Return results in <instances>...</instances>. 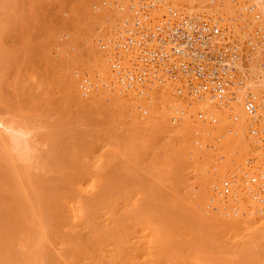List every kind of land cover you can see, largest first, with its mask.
Wrapping results in <instances>:
<instances>
[{
	"label": "rangeland",
	"instance_id": "obj_1",
	"mask_svg": "<svg viewBox=\"0 0 264 264\" xmlns=\"http://www.w3.org/2000/svg\"><path fill=\"white\" fill-rule=\"evenodd\" d=\"M132 1L136 2V0ZM170 1L172 3L174 0ZM231 1L229 0V3ZM121 3V0H0V126L3 127L0 128V130L2 129L0 131V264L33 263L31 259L34 254L37 256L45 254L46 259L47 256L51 257L52 254L54 257L51 259V264H55L60 258H63L61 254L64 253V247H61L59 240L67 239V232L71 238L74 234V239L77 238L82 242L86 238L85 235H87L83 230L85 235L83 233L82 236L81 231H78L83 227L74 226L73 219L69 215L65 216L60 211L61 206L66 204L64 202L72 204V199H81L85 203L90 202L91 198L95 196L97 198H92V200L95 199L94 201L104 198L101 201L106 204L103 205L102 203L105 207L102 208L107 210L111 207L108 204L116 200V196L111 195L117 194L118 202L113 206H116L114 208L119 210L116 217H122V220L118 217L119 221L127 222L128 220L129 222L130 217L133 216L131 212L124 213L126 215H123L124 217L121 216L123 212L122 210L120 212V208L124 210L125 202L130 206L132 203L135 204V201L141 202L143 200V203H137L141 204V208H145L143 210H151L155 213L165 233L171 232L166 234L168 235L167 239L175 242L172 243L168 240L169 247H172V251H175V249L176 252L179 251L178 255L181 252L182 254L189 253L195 256L197 251L199 255L201 254V258L203 256L205 260L197 259H201L203 262L207 260V264L209 262L212 264H264V229H262L263 226L261 228L259 226L262 225L260 223L262 220L259 219L260 221L257 220L256 223L255 220L250 224L248 222V226L247 221H244L246 220L245 212L243 211L241 217L238 216L240 214L239 212L237 214V211L240 209L239 206H235V204H239L237 203L240 198L238 190L241 191L242 186H244L240 183L245 182V176L242 173H249L251 171L250 167H253L256 161L244 154V157L242 156L241 159L234 161L233 165L230 164L232 168H229V163L225 159L223 160L224 156L221 152H218V144H214L212 147L209 144H202L200 140L198 142L196 136L194 137L195 140L193 138L194 145L189 140L185 148L182 142L179 147L180 140L172 138V136L176 133V128H179L178 125L181 122L177 119L178 115L175 117L177 112L174 111L173 107L166 108L165 112H169L166 115L168 120H164L165 118L161 116L159 118V115H162L160 112L143 115L144 107L142 106L136 108L137 111L135 109L133 111L134 107L129 103H122L123 106L120 103L119 106L113 95L110 98L107 96L102 99L97 94L101 93L98 89L102 91L106 86L108 87V82L97 84V75L91 71L93 64L91 57L95 50L102 54L106 51L105 48L100 50L99 40H102V30L104 22L107 21L105 19H107L108 13L119 16V22L117 21L118 24L113 29L115 30L113 34L116 35L123 17L128 16V9H124ZM182 3V8H188L187 2ZM231 4L237 5L233 2ZM109 8L113 11H110ZM204 9H201V11ZM253 10L255 11L256 8H253ZM116 11L118 14H116ZM120 14H123V16L120 17ZM253 14L255 12L246 18H251ZM256 15L258 14H255L254 17H257ZM251 23L247 26L251 27ZM253 23L255 24V22ZM257 24L261 26L259 22ZM97 31L100 33H97ZM115 34L114 37H116ZM113 38L111 40H114ZM252 68L254 69V66ZM253 69L252 71H255ZM111 72H109V75L114 78V74ZM109 75L107 79H110ZM86 79L89 84L92 82L89 87L92 86L87 91L82 88L83 81ZM101 86L102 88H100ZM117 88L112 87L111 90ZM123 91L121 90V93ZM92 93L97 94L98 98H96L98 100L95 101V97H91L93 96ZM127 93L125 91L124 96L128 97ZM121 96L123 95L121 94ZM135 96L134 99L138 97V99L145 100L148 97L147 99L151 100L147 94ZM187 97L190 96L187 94ZM183 98L185 101L188 100L189 104L191 100L195 99H186L185 96ZM107 99L111 100L108 101ZM92 100L94 101L92 102ZM154 102L156 103V101H153L149 104ZM140 109L143 111L141 112ZM153 115L155 116L151 118L149 123L148 119ZM144 117H147V119ZM146 120H148V125H146ZM201 120L203 119L201 118ZM238 120L240 122V119ZM235 122L237 124V121ZM7 123L12 124V126L10 124L12 129H8ZM151 123L152 125H149ZM163 125V129L159 131V128H162ZM166 127L171 129L165 130ZM144 130L148 133L144 134ZM168 130H172L171 133ZM169 136L170 138H168ZM251 138L250 140H252ZM169 140L175 142H168ZM189 143L192 144L191 147ZM253 144L257 146L256 143ZM167 145H169V148ZM208 147L212 148V152H209L212 153L209 154L211 158H207L209 160H201L199 152L198 155L197 153L194 154V152L202 151L203 148L210 151L211 148ZM193 150L195 151L192 152ZM124 151L127 153H123ZM169 155H174V157ZM218 155L219 157H217ZM196 156H199L200 161L196 159ZM244 158L245 160H243ZM221 159L226 161L225 164L229 166L227 176L231 181L227 182V187H224L221 181L219 182L220 178L214 173V166L218 167L217 164L219 165V163L217 162H221ZM206 161L207 163H204ZM202 164L204 165L200 166ZM246 167L249 172L244 169ZM100 168L101 170H107V175L105 170H102L103 174L99 170ZM101 173L106 176H102L104 180L108 179L106 181V186L108 185L107 192H99L98 190L93 191L94 194L93 192L90 193L89 190H86L87 185L90 186V183H93L92 179L101 180ZM238 173L242 177H239ZM237 179H240V181L238 180V182ZM233 181L241 188L239 186L235 187ZM81 182L83 188L80 190ZM254 187L256 188V185ZM61 193L62 195H60ZM76 193L79 196H76ZM80 193L82 195L83 193L87 194V199L85 200L86 195L82 197ZM215 194L219 197L218 200ZM139 196L142 197L139 199ZM250 197L252 199V196ZM63 198L66 199L64 202ZM246 200L248 201L247 198H244L243 201L246 202ZM55 201L58 202L57 206ZM255 201L257 200L255 199ZM129 203L131 204L129 205ZM219 203L220 205H217ZM93 204L88 203L86 206L88 209L90 208L89 210H93ZM132 205L127 208L135 210ZM257 205L254 203V207L247 206V208L249 207L250 210L254 208L255 212L264 208L263 206L260 208L259 203ZM49 207L51 209H47V211L45 208ZM105 210L98 211L94 215L96 230L110 229L109 226L108 228L105 226L108 218ZM50 217L52 218L50 219ZM236 217L239 218L237 221L235 220ZM207 219H210V222ZM204 222H209L206 223L209 225ZM39 223L42 225V230ZM63 223L64 225H61ZM255 224H257V227L254 226ZM44 227L46 229L50 228V230L53 228L50 232V234L52 233L50 235L52 242L47 243L51 246H47L43 240L44 235L39 234L40 230L43 232ZM72 228L78 231H73ZM70 229L71 233L69 232ZM260 229L263 234L262 231L260 233ZM59 230L63 233L62 237L61 235L58 237L59 233L61 234ZM54 231L57 234H53ZM251 233L252 235H250ZM38 235L43 238L38 237ZM54 236L55 239H52ZM80 236L83 238L80 239ZM77 239H75V244L76 242L81 244L82 242L77 241ZM71 240L74 242L73 239ZM28 241L31 242L27 244ZM31 243L32 245L36 244L33 247L30 245L31 248L27 249ZM40 243L42 246L43 244L46 245L50 253H47V249L43 248V252L39 253ZM173 244H175L174 247ZM36 247H39L38 250ZM51 247L55 250L52 251ZM31 250L33 251V254L31 253L33 257L30 254V258L28 253ZM36 250L37 252H35ZM56 253L59 254L60 258L56 256ZM45 256L43 257L46 261ZM41 257L37 258L39 264L43 260ZM47 260L49 261L44 262V264H50V258ZM59 263L62 264L61 260L57 264Z\"/></svg>",
	"mask_w": 264,
	"mask_h": 264
},
{
	"label": "bare ground",
	"instance_id": "obj_2",
	"mask_svg": "<svg viewBox=\"0 0 264 264\" xmlns=\"http://www.w3.org/2000/svg\"><path fill=\"white\" fill-rule=\"evenodd\" d=\"M120 1V0H119ZM185 2H187V5H188V9H191V10H199L201 11V9H204L205 7H208L207 9L209 10H212V11H215L216 13H219L223 16L225 22L229 25V26H232L233 29H235V32H238V29L243 27V25H250L251 24H254L253 22H259L261 24V28L264 29V0H247L248 3L250 4L251 7L253 8H256V10L254 11L255 14H258L256 15L257 17H254L255 14H253V18H246V20H244L245 22L243 23L241 20H237L236 19V11L238 10V6L240 7V5H233L231 4L232 1L229 3V0L227 2V0H184ZM183 0H174L172 1V4L175 8H182L181 5L183 4L182 2H184ZM110 2V1H109ZM108 2V3H109ZM121 4H123L124 6V9L125 8H129L128 6L133 3L132 0H121ZM235 4V3H234ZM104 5V4H103ZM186 5V4H184ZM122 6V7H123ZM196 7H198L196 9ZM242 7V5H241ZM240 7V8H241ZM162 8V7H160ZM160 8H156V9H153L152 10V16H159L161 14V9ZM107 9V8H106ZM123 9V10H124ZM110 10V8H109ZM122 10V11H123ZM108 11V10H107ZM110 11H113L112 9ZM257 11V12H256ZM106 12V11H105ZM253 12V13H254ZM107 13V12H106ZM129 13V12H128ZM157 13V14H156ZM116 14L117 11H116ZM244 14V13H243ZM125 15V14H124ZM252 15V14H251ZM103 16V15H102ZM123 14H120V17H122ZM106 18V17H105ZM119 16L117 15H110V13H108V17L107 19H105L106 22H104V28L103 27H100V28H103L100 29L102 30L101 34L103 35L102 36V40H99L100 42V45H102V43H107L108 45H110V42L112 41L111 39L114 37V34L113 32H115L114 27L115 25L118 24L119 22ZM258 20V21H257ZM104 21V19H103ZM118 21V22H117ZM121 23V22H120ZM103 26V25H102ZM117 28V27H116ZM250 28V27H248ZM99 30V29H98ZM97 33H100L97 31ZM96 33V35H97ZM108 33V35H107ZM106 35V36H105ZM116 35V34H115ZM99 36V35H98ZM105 36V37H104ZM117 36V35H116ZM101 38V37H100ZM98 39V38H97ZM115 40V37L113 38ZM98 46V44H97ZM264 47V43L261 42V45L259 46L260 47ZM94 48V47H93ZM95 49V48H94ZM104 49V48H103ZM102 50V48L100 49ZM104 51V50H103ZM102 52V51H101ZM110 53H109V49H106L105 53L102 54L100 53L98 50H95L94 51V54L93 56L91 57V60L93 62L92 64V72L97 75L96 77V82L97 84L98 83H105V82H108V87L106 86V88L102 91L98 89V91H100L101 93H97L100 95V97L103 99L104 97H107L109 96V98L113 95V97L115 98V100L117 99V102H118V105L120 104L121 106L122 103H129L133 108V111L134 109L136 110V108L142 106L144 107V112H143V115L144 114H153L154 112H160V114L162 115H159V118L160 116L162 118H165L164 120H168L167 118V114L169 112H165L166 111V108H171L173 107L174 111L177 112L176 116L178 115L177 119H179V121L181 123H179L178 127L179 128H176L177 131L175 134H173L172 138H175L177 140H180L179 141V144L182 142V145L183 147L185 148L186 147V143L187 141L189 142V140H191L193 145H194V140L197 138L198 142L201 141V143L203 144H209V146H213L214 144L217 145L219 147H217L218 149V152H221V154L224 156L223 160L225 159L229 165L230 164H234L233 162L236 160H239V158L241 159V157L245 154L247 155L246 157H249V158H253L256 162H255V165L253 167H250L251 168V171L250 172H253L255 169V166L257 165L258 163V150H257V146H254L252 145V143H255L254 142V139L253 137L251 136V134H249L248 132V127H249V123H250V119H249V116L247 115L246 111L244 110V107H243V97H244V92H245V89H249L253 94H254V97H255V100L256 102L258 103L259 106H262V108H264V65L261 64V59H260V56H259V51H256L253 53V55L250 56V59H249V66H247V68L244 70V68L241 66V63L239 62L238 66L240 67V69L244 71L243 73V79H244V85L243 86H237V87H234L231 89V99L229 100V102L224 105L221 103V101L216 97V98H211V96L209 94H203V95H200V96H192V95H189L185 89H182L181 91V94H178V93H175L174 92V88H173V84L172 82H169V83H157V82H153V83H147L145 86L141 87L140 85H136V84H132V85H125V84H122L120 83L117 78L115 77L114 75V78L112 76L109 75V72L112 71L109 66L110 64ZM250 61H251V65H250ZM254 66V69L252 68ZM90 68V69H91ZM255 70V71H252ZM255 72V73H254ZM112 74H114L113 72H111ZM110 76V79H107V76ZM112 77V78H111ZM89 79V78H88ZM108 80V81H107ZM72 81V80H71ZM80 81V80H79ZM81 82V81H80ZM85 82H87V87L88 89L92 86L89 87L90 84H92V82H88V80L86 79ZM95 82V83H96ZM75 83V82H74ZM94 84V82H93ZM76 85V84H75ZM101 85V84H99ZM98 85V86H99ZM74 86V85H73ZM118 87L117 89H112V87ZM111 87V88H109ZM95 88V87H94ZM102 88V86L100 87ZM104 88V86H103ZM120 89V90H119ZM95 90V89H94ZM114 90V91H113ZM116 90V91H115ZM121 90L123 91L121 93ZM75 92V90H73ZM125 91L128 92L127 93V96H124L125 94ZM78 92V91H77ZM85 92V91H84ZM89 92V91H88ZM120 92L123 96H121V94L118 93ZM91 93V92H90ZM93 94V93H92ZM95 93V95L93 94V96L91 97H95V101L98 100L97 98V95ZM105 94V95H104ZM130 94V95H129ZM140 94H147L149 96V98L151 99L150 101L145 98L144 99H141L137 97V99H134L136 98L135 95H139ZM186 94V95H185ZM187 94L190 96V97H187ZM75 95V94H73ZM90 96V95H89ZM146 96V95H145ZM144 96V97H145ZM185 98H195L194 100H189L190 101V104L184 100V98L182 99V97ZM97 97V98H96ZM112 97V98H113ZM90 98V97H89ZM100 98V99H101ZM186 98V99H187ZM88 99V98H87ZM198 99V100H197ZM84 100V99H83ZM89 100V99H88ZM92 100V102L94 101ZM108 101H110L109 99H107ZM91 101V100H90ZM153 102V101H156V103L154 102L153 104H149V102ZM185 101V102H183ZM116 102V101H115ZM155 104V105H154ZM119 105V106H120ZM129 106V105H127ZM130 106V107H131ZM226 108V109H225ZM143 109V108H142ZM168 110V109H167ZM137 111V110H136ZM141 111V109H140ZM143 111V110H142ZM141 111V112H142ZM170 111V110H168ZM164 112V113H162ZM139 113V112H138ZM208 114V115H211L212 119L213 120H210L209 118L207 117H203L202 114ZM137 114V113H136ZM199 114L202 116L201 118L203 120H201ZM146 115V116H147ZM139 116V114H138ZM136 116V117H138ZM155 115H153L152 117H150L148 120H146V123L147 121L150 123V120L151 118H154ZM149 117V116H148ZM158 117V116H157ZM139 118V117H138ZM145 119H147V117H144ZM161 118V119H162ZM167 118V119H166ZM240 119V122H238ZM156 120V119H155ZM154 120V121H155ZM163 120V121H164ZM237 121V124L235 121ZM153 121V122H154ZM209 123H207V122ZM4 122V121H3ZM3 122H1L3 124ZM9 122V121H8ZM235 122V123H234ZM145 123V122H144ZM144 123H142V125H144ZM240 123V124H239ZM1 124V125H2ZM11 124V123H10ZM10 124L7 123V125L9 126L6 127L8 129L11 128ZM161 124V123H160ZM165 124V123H163ZM5 125V126H7ZM141 125V126H142ZM148 125V123L146 124ZM149 125H152L149 124ZM159 125V124H157ZM170 125V124H169ZM161 126V125H159ZM171 126V125H170ZM2 126H0L1 128ZM16 127V126H15ZM15 127H14V130H15ZM164 125L162 126V128H159V131L161 129H163ZM176 127V126H175ZM3 128V127H2ZM148 128V127H147ZM174 128V127H173ZM172 128V130H173ZM12 129V128H11ZM141 129V128H140ZM166 129H171L170 127H166ZM175 129V128H174ZM2 130V129H1ZM0 130V131H1ZM7 130V129H6ZM147 130V129H146ZM164 130V131H165ZM172 130H168L171 131ZM145 131V130H144ZM14 132V131H13ZM147 131H145L144 134H146ZM12 133V132H11ZM15 133V132H14ZM148 133V132H147ZM167 133V131H166ZM16 134V133H15ZM169 134V132H168ZM13 135V134H12ZM17 135V134H16ZM18 136V135H17ZM161 136V135H159ZM165 136V135H164ZM163 136V137H164ZM196 136V138H194ZM4 137V136H3ZM10 137V136H9ZM250 137H252L250 140ZM161 138V137H160ZM170 138V136L168 137ZM192 138V139H191ZM194 138V140H193ZM1 139V138H0ZM12 139V138H11ZM15 139V138H14ZM200 140V141H199ZM16 141V140H15ZM175 142L174 140H169L168 142ZM18 142V141H17ZM166 142V141H165ZM189 143V144H190ZM185 144V145H184ZM192 144H190V147L192 146ZM196 144V142H195ZM201 144V145H202ZM197 145V144H196ZM199 145V143H198ZM200 145V146H201ZM19 146V145H18ZM168 148H169V145H167ZM178 146V145H177ZM175 146V147H177ZM181 146V144L179 145V147ZM205 146V145H203ZM182 147V148H183ZM188 147V145H187ZM196 147V146H194ZM193 147V149H194ZM211 147H208V148H211ZM178 148V147H177ZM88 149V148H87ZM190 149V148H189ZM188 149V150H189ZM197 149V147H196ZM204 149V150H203ZM202 151H197V152H194L195 150H193L192 152L197 153L198 155V152L201 154V160H209L211 158V154L209 152H212V148L211 150L209 151L208 149L206 150L205 148H203ZM217 149L215 148V150L217 151ZM178 150V149H176ZM181 150V149H179ZM191 150V149H190ZM198 150V149H197ZM174 151V150H173ZM186 151V149H185ZM177 153V151H175ZM217 152V153H218ZM123 153H127L126 151H124ZM167 153V152H166ZM190 153V152H189ZM86 154V153H85ZM109 154V153H108ZM174 154V153H173ZM192 154V153H191ZM199 154V155H200ZM210 154V155H209ZM220 154V153H219ZM168 156V154H166ZM179 155V154H177ZM167 156H164V157H167ZM171 157H174V155H169ZM176 156V154H175ZM214 156V155H212ZM187 157V156H186ZM197 157V156H196ZM199 157V156H198ZM198 157L196 159H198ZM219 157V155L217 156ZM244 157V156H243ZM177 158V157H176ZM175 158V159H176ZM193 158V157H192ZM204 158V159H202ZM209 158V159H207ZM174 159V160H175ZM186 159V158H185ZM190 159V158H189ZM215 159V158H214ZM78 160V159H77ZM76 160V161H77ZM167 160V159H166ZM172 161V159H170ZM188 160V159H187ZM195 160V158H194ZM199 160V159H198ZM245 160V158L243 159ZM193 161V160H192ZM197 161V160H196ZM200 161V160H199ZM220 161V159H219ZM226 161H222L221 159V162H217L219 163V165L217 164L218 167H215L214 166V173H216L215 175L217 177H219V182L221 181L223 184L224 182H230V178L229 176H227L228 172H229V168H232L231 165L230 167L225 164ZM248 162V160H246ZM251 161V160H250ZM253 161V160H252ZM224 162V163H223ZM226 162V163H227ZM240 162V161H238ZM105 163V162H104ZM103 163V164H104ZM107 163V162H106ZM167 163V162H166ZM204 163H207L204 162ZM222 163V164H221ZM99 164V162H98ZM110 164V163H109ZM169 164V163H168ZM193 164V163H192ZM195 164V163H194ZM200 164V163H199ZM239 164V163H238ZM244 164V163H243ZM247 164V163H246ZM248 164H250L248 162ZM45 165V164H44ZM204 164L200 165V166H203ZM223 165V166H222ZM237 165V164H236ZM242 165V164H241ZM89 166V165H88ZM208 166V164H207ZM213 166V165H212ZM239 166V165H238ZM237 166V167H238ZM248 166V165H247ZM209 167V166H208ZM229 167V168H228ZM240 167V166H239ZM98 168V167H97ZM102 168V167H101ZM101 168L99 170H101ZM211 168V167H210ZM209 168V169H210ZM218 168V169H217ZM236 168V167H235ZM253 168V169H252ZM77 169V168H76ZM206 169V168H205ZM212 169V168H211ZM246 170V168H244ZM78 170V169H77ZM86 170V169H85ZM98 170V172H100ZM102 170H105V169H102ZM101 170V171H102ZM199 170H200V167H199ZM204 170V169H203ZM237 170V169H236ZM80 171V170H79ZM107 170H105L106 172ZM211 171V170H210ZM238 171V170H237ZM230 172H231V169H230ZM239 172V171H238ZM249 172V170H248ZM249 172V173H250ZM28 173V172H27ZM89 173V172H88ZM103 173V171H102ZM101 173V174H102ZM203 173V172H202ZM210 173V172H209ZM18 174V173H17ZM80 174V173H78ZM91 174V173H89ZM98 174V173H97ZM96 174V175H97ZM104 174V173H103ZM101 175V177H106L105 175ZM241 174V173H240ZM244 174V172L242 173V175ZM247 174V173H246ZM75 175V174H74ZM82 175V174H80ZM85 175V174H84ZM83 175V176H84ZM106 175H107V172H106ZM205 175V174H204ZM212 175V174H211ZM19 176V175H18ZM28 176V175H27ZM26 176V178H27ZM68 176V175H67ZM89 176V175H88ZM111 176V175H110ZM209 176V175H208ZM215 176V177H216ZM238 176H239V173H238ZM241 176V175H240ZM239 176V177H240ZM71 177V176H69ZM102 177L101 180L97 181V179H92L93 183L91 182L90 183V186L87 185V189L86 190H89L90 193L91 192H95V191H98L99 192H104L108 189V185L106 186V180H104ZM237 177V178H239ZM72 178V177H71ZM76 178H78L76 176ZM92 178V177H91ZM85 179V178H84ZM210 179V178H209ZM242 179V178H241ZM244 179V178H243ZM75 180V179H74ZM95 180V181H94ZM103 180V181H102ZM206 180V179H205ZM218 180V179H217ZM240 181V179H237V181ZM245 180V179H244ZM91 181V180H90ZM112 181V180H111ZM116 181V180H115ZM209 181V180H208ZM238 181V182H239ZM203 182H204V179H203ZM234 182V181H233ZM242 182V181H241ZM73 183V182H72ZM109 183V182H108ZM243 183V184H242ZM240 183V185H244L242 186L243 188L240 189L237 191L238 193H240V198L238 199V196L236 197L239 201L237 203H239L238 205L235 204V206H239V209L237 211V214L239 212L240 216L242 215L243 211L245 212V217H246V220L244 221H247L246 224L249 226L250 223H253L255 220V223L257 222V220H262L260 223H262V225H259L260 228L263 226L262 229H264V208H262V206L260 208H262V210H256L257 212H255V210H253L254 208V203L257 205L258 203H256L257 201H255V197L253 195V192L256 191L257 187L255 188L254 185H250L248 182H242ZM76 184V183H75ZM110 184V183H109ZM212 184V183H211ZM233 184V183H232ZM235 184V187L236 186H239V185H236V183L234 182ZM79 185V184H78ZM81 186L79 187L80 190L82 187V182L80 184ZM106 187H105V186ZM204 186V185H203ZM224 186V185H223ZM231 186V185H230ZM233 186V185H232ZM70 187V186H69ZM241 188V186H239ZM27 188V187H26ZM234 188V187H233ZM247 188V189H246ZM24 189V188H22ZM28 189V188H27ZM74 189V188H73ZM138 189V188H136ZM225 189V188H224ZM235 189V188H234ZM110 190V189H109ZM207 190V189H206ZM76 191H78L76 189ZM88 191V192H89ZM116 191V190H115ZM220 191V190H219ZM243 191V192H242ZM93 192V194H94ZM107 192V191H106ZM112 192V191H111ZM110 192V193H111ZM234 192V191H233ZM105 193V192H104ZM120 193V192H119ZM218 193V192H216ZM243 193V195L241 196V194ZM47 194V193H45ZM81 194V193H80ZM92 194V195H93ZM115 194V193H113ZM117 194V192H116ZM207 194V193H205ZM232 194V193H231ZM245 194V195H244ZM248 196H247V195ZM62 195V193L60 194ZM83 195L85 197V200L87 199V194H84ZM83 195L81 194V196L83 197ZM118 195V194H117ZM117 195H111V196H116L118 197ZM121 195V193H120ZM216 195V194H215ZM230 195V193H229ZM57 196H59V194H57ZM76 196H79L77 195L76 193ZM217 196V195H216ZM221 196V195H219ZM252 196V199L251 197ZM46 197V196H45ZM61 197V196H60ZM59 197V198H60ZM95 196H93L92 198H94ZM116 200H113V203H110L108 204L109 206H111L110 208L106 209H103L102 207H104L103 205H105L103 203V201H101V199H104V198H101L100 200H97V201H94L95 199L90 200V202H85V203H94L92 208H94L93 210H89L88 207L86 206L87 204L84 203V201H82L81 199H72V204H68L67 202H64V198H63V202L66 203L64 204L63 206H61V212L63 214H65V216L69 215L73 221H74V226L76 225L77 227L80 226L79 228H81V230H74L72 228L73 231H78L80 232V234L82 235L84 232L87 233V235H85V240L80 241L79 239H77V241L79 240V242H82L81 244L76 242L75 244V239H74V234L71 238L70 236L68 238L67 234H66V237L67 239H62L61 241L59 240L60 242V245L61 247L63 248V252L60 256L63 257V258H60L59 257V254H57L56 256H58L59 258V261L61 260L62 264H207V260L203 262V260L201 259H204L203 256L201 258V254L199 255L198 252L196 251L197 254L195 255L196 258H194L195 256L193 254H189V253H184L182 254L181 252L179 253V255L177 254L179 251L176 252V249L175 251H172V247L170 248L169 247V242L167 239V236L166 234H170L171 232L169 233H165L164 231V228L162 227V225L160 224V222L158 221L159 219H157V216L155 215V213L151 210H143L145 209L144 207L141 208V204H138V203H143V200H141V202H138V201H135V204L134 203H129V205L131 204L132 207H134L135 210H130V206H128V203L125 202L126 204H124V210L123 208L121 209L120 208V212L122 210L123 213H121L120 215L123 216L124 213H127V212H131L133 214V216H131L130 218L132 219H129V222L127 220V222H120L122 220V217H119V219H121L119 221L118 217H116V214L119 210H116L114 207L116 206H113V204L115 205L117 202H118V198H116ZM120 197V196H119ZM129 197V196H128ZM132 197V196H131ZM140 197L142 196H139L138 198L140 199ZM147 197V196H146ZM213 197V196H212ZM222 197V196H221ZM253 197H254V200H253ZM56 198V196H55ZM72 198V197H71ZM97 198V197H95ZM121 198V197H120ZM217 200H218V196L216 197ZM223 198V197H222ZM227 198V196H226ZM244 198H247L248 201L246 200V202H244ZM61 199V198H60ZM84 199V198H82ZM99 199V198H98ZM114 199V198H113ZM196 199V198H195ZM206 199V198H205ZM215 199V198H214ZM53 200V199H52ZM120 200V199H119ZM138 200V199H136ZM209 200V199H208ZM216 200V199H215ZM213 200V201H215ZM220 200V199H219ZM223 200V199H222ZM51 201V200H50ZM61 201V200H60ZM69 201V200H68ZM99 201V202H98ZM111 201V199H110ZM109 201V202H110ZM195 201V200H194ZM56 202V201H55ZM59 202V200H58ZM56 202V206H57V203ZM101 202V203H100ZM130 202V201H129ZM138 202V203H137ZM208 202V201H207ZM236 202V201H234ZM233 202V203H234ZM62 203V202H61ZM96 203V204H95ZM103 203V205H102ZM152 203V202H151ZM189 203V202H188ZM252 203V204H251ZM215 204V203H214ZM91 205V204H90ZM193 205V204H192ZM217 205H220L217 204ZM260 205V204H259ZM55 206V205H54ZM101 207V208H98V207ZM120 206V205H119ZM215 206V205H214ZM232 206V205H231ZM247 206H252V210L248 209ZM258 206V205H257ZM256 206V207H257ZM118 207V206H117ZM121 207V206H120ZM129 207V208H127ZM194 207V205H193ZM208 207V206H207ZM220 207V206H219ZM43 208V207H42ZM60 208V207H58ZM57 208V209H58ZM105 208V207H104ZM200 209V207H198ZM202 208V207H201ZM205 208V207H204ZM229 208V207H228ZM246 208V209H245ZM259 208V207H258ZM46 210L47 209H51L50 207L49 208H45ZM44 209V210H45ZM56 209V208H54ZM100 209V210H99ZM102 209V210H101ZM129 209V210H128ZM198 209V211H199ZM203 209V208H202ZM211 209V208H210ZM220 209V208H219ZM237 209V208H236ZM244 209V210H242ZM248 209V210H247ZM45 210V211H46ZM59 210V209H58ZM105 210V214L107 215V224L105 226H108L110 227V229L108 230H100V229H95L94 225H95V216L98 212V211H103ZM48 211V210H47ZM46 211V212H47ZM159 211V210H158ZM201 211V210H200ZM207 211V210H206ZM205 211V212H206ZM212 211V210H211ZM222 212L224 210H221ZM235 211V210H234ZM50 212V211H49ZM209 212V211H208ZM221 212V213H222ZM230 212V210H229ZM45 213V212H44ZM96 213V214H95ZM168 213V212H167ZM216 214V212H214ZM225 213V212H224ZM223 213V214H224ZM228 213V212H227ZM226 213V214H227ZM37 214V213H36ZM62 214V215H63ZM128 214V213H127ZM222 214V216H223ZM256 214H259L256 216ZM45 215V214H44ZM47 215V214H46ZM49 215V214H48ZM56 216V214H54ZM61 215V216H62ZM205 215V214H204ZM126 216V215H124ZM123 216V217H124ZM203 216V215H202ZM226 216V215H225ZM232 216V215H231ZM237 216V215H236ZM206 217V216H205ZM230 217V216H229ZM52 217H50L51 219ZM61 218V217H60ZM200 218V217H199ZM59 219V218H57ZM211 219V218H210ZM209 219V220H210ZM237 218L236 217V221H237ZM244 219V218H243ZM45 220V219H44ZM48 220V219H47ZM131 220V221H130ZM167 220V219H166ZM174 220V219H173ZM203 220V219H202ZM208 220V219H207ZM208 220V221H209ZM259 220V221H260ZM36 221H37V218H36ZM40 221V220H39ZM38 221V222H39ZM46 221V220H45ZM49 221V220H48ZM52 221V220H51ZM61 221V220H60ZM179 221V220H178ZM198 222V221H197ZM210 222V221H209ZM209 222H204L205 224L206 223H209ZM230 222V221H229ZM243 222V221H241ZM249 222V224H248ZM259 223V222H258ZM45 224V222H44ZM60 224V223H59ZM67 224V223H66ZM125 224V225H124ZM222 224V223H221ZM228 224V223H227ZM230 224V223H229ZM240 224V223H239ZM30 225V224H29ZM46 225V224H45ZM44 225V226H45ZM61 225H64L61 224ZM68 225V224H67ZM73 225V223H72ZM206 225H209V224H206ZM241 225V224H240ZM252 225V224H251ZM257 224H255L254 226H256ZM39 226L42 230V225L39 223ZM69 226V225H68ZM72 226V227H74ZM165 226V225H164ZM219 226V225H218ZM228 226V225H227ZM242 226V225H241ZM253 226V225H252ZM48 227V226H46ZM46 227H44L43 229V232L40 230L39 234L41 235H44V242L47 244V243H51V237L50 235V232L52 231L53 228H50L46 229ZM257 227V226H256ZM39 228V229H40ZM55 228V226H54ZM71 228V227H70ZM172 228V227H171ZM187 228V227H186ZM212 228V226H211ZM226 228V227H225ZM228 228V227H227ZM251 228V227H250ZM78 229V228H76ZM105 229V228H104ZM174 229V228H173ZM215 229V228H213ZM238 229V228H237ZM255 229V228H254ZM56 230V229H55ZM58 230V229H57ZM65 230V229H64ZM69 230V229H67ZM84 230V232H83ZM99 230V231H98ZM111 230L112 232L110 233ZM223 230V229H222ZM60 231V230H59ZM72 231V232H73ZM109 231V232H107ZM116 231V232H115ZM171 231V230H170ZM249 231V230H248ZM260 233H261V229L259 230ZM258 231V232H259ZM57 232V231H56ZM61 232V231H60ZM71 233V229L69 231ZM257 232V231H256ZM66 233V232H65ZM77 233V232H76ZM107 233V234H106ZM185 233V232H184ZM228 233V232H227ZM255 233V232H254ZM53 234H57L54 233ZM80 234H77L78 236ZM106 234V235H104ZM257 234V233H256ZM262 234H263V231H262ZM62 237L63 233L61 232V234L59 233V236L58 237ZM76 235V236H77ZM191 235V234H190ZM245 235V234H244ZM252 235V233L250 234ZM249 235V236H250ZM254 235V234H253ZM260 236H262L261 234H259ZM258 235V236H259ZM53 236V235H52ZM65 236V235H64ZM75 236V237H76ZM77 236V237H78ZM83 236V235H82ZM80 236V239H82L83 237ZM215 236V235H214ZM213 236V237H214ZM248 236V237H249ZM256 236V237H258ZM38 237H40L38 235ZM37 237V239H38ZM40 237V238H41ZM170 237V236H169ZM65 238V237H63ZM79 238V237H78ZM175 238V237H174ZM173 238V239H174ZM232 238V237H231ZM255 238V237H254ZM263 238H264V235H263ZM36 239V240H37ZM52 239H55V236L54 238ZM73 239L74 242L71 240ZM172 239V238H170ZM257 239V238H256ZM35 240V241H36ZM56 240H57V237H56ZM175 240V239H174ZM259 240V239H257ZM33 241V240H32ZM40 241V239H39ZM171 241V240H169ZM248 241V240H247ZM256 241V240H255ZM31 241H28V243H30ZM172 242V241H171ZM175 241H173L172 243H174ZM228 242V241H227ZM264 242V241H263ZM26 244V242H24ZM254 243V242H253ZM257 243V242H256ZM36 244V243H35ZM31 244L28 245L27 249L30 247H33L35 246ZM41 244V243H40ZM47 244V246H51ZM250 244V243H249ZM39 245V244H38ZM55 245V243H54ZM27 246V245H26ZM44 246V247H43ZM41 244V247H40V251H38L39 253H42L43 252V249H47V253H50V250L48 252V247L46 245ZM173 247L175 246V244L172 245ZM197 246V245H196ZM257 246V245H256ZM255 246V247H256ZM30 247V248H31ZM46 247V248H45ZM59 247V246H58ZM60 247V248H61ZM254 247V246H253ZM37 248V247H36ZM35 248V249H36ZM39 248V247H38ZM37 248V250H38ZM43 248V249H42ZM52 248V251L55 250ZM37 250L35 252H37ZM62 250V249H61ZM33 251H29V255L32 253ZM55 252V251H54ZM62 252V251H61ZM33 254V253H32ZM31 254V255H32ZM37 254V253H36ZM182 254V255H181ZM31 255H30V258H31ZM50 255V254H49ZM193 255V256H191ZM42 256L41 258H43V260L41 261L42 263L41 264H44V262H48L49 260H47L48 258H50V264H51V259L52 257V254L50 255L51 257L47 256L48 258L46 259V256L45 254H42L40 255ZM40 256H37L34 254V257L32 255V262H30L31 264H39V260L37 259L38 257ZM45 256V259L46 261L44 260V257ZM205 257V256H204ZM29 258V259H30ZM36 258V260H35ZM197 258H201L200 260L197 259ZM28 259V260H29ZM55 259V258H54ZM29 260V261H31ZM35 260V261H34ZM56 261V260H54ZM53 261V262H54ZM36 262V263H35ZM58 262H56L55 264H57ZM209 262V261H208ZM30 263H24V264H30ZM53 264V263H52ZM61 264V263H59ZM209 264H212L211 262H209ZM214 264V263H213ZM219 264V263H218Z\"/></svg>",
	"mask_w": 264,
	"mask_h": 264
},
{
	"label": "built area",
	"instance_id": "obj_3",
	"mask_svg": "<svg viewBox=\"0 0 264 264\" xmlns=\"http://www.w3.org/2000/svg\"><path fill=\"white\" fill-rule=\"evenodd\" d=\"M132 2L115 40L101 45L109 49L111 70L122 84L143 87L147 83L172 82L178 94L182 89L192 96L209 94L226 105L231 89L244 85V71L238 63L245 70L250 56L259 51L264 65V47L259 48L264 29L257 23L251 24V29L245 24L235 32L221 14L209 9L175 8L170 0ZM232 2L242 5L236 11L237 20L244 21L253 13L247 0ZM156 8L162 10L161 14L152 16ZM86 85L84 80L85 91ZM243 107L250 119L248 132L258 150L255 170L243 175L246 182L256 185L253 195L264 207V108L249 89H245ZM202 115L213 120L211 115Z\"/></svg>",
	"mask_w": 264,
	"mask_h": 264
}]
</instances>
